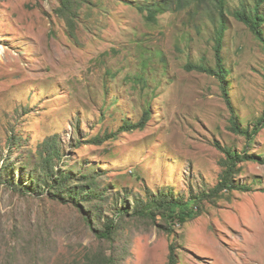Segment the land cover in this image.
I'll return each instance as SVG.
<instances>
[{
    "label": "rangeland",
    "instance_id": "1",
    "mask_svg": "<svg viewBox=\"0 0 264 264\" xmlns=\"http://www.w3.org/2000/svg\"><path fill=\"white\" fill-rule=\"evenodd\" d=\"M153 2L0 0V264H168L171 239L177 264H264V163L241 165L236 183L250 191L205 196L220 180L217 145L263 156L264 128L233 132L221 82L198 68L215 67L220 21L231 106L252 130L264 46L235 13L259 3L264 14V0H225L222 16L193 2L150 18ZM145 111L144 129L119 130ZM47 140L54 168L71 185L94 180L96 199L81 200L80 185L61 200L17 186L45 185ZM174 198L196 216L170 219V237L151 215ZM111 220V238L100 239Z\"/></svg>",
    "mask_w": 264,
    "mask_h": 264
},
{
    "label": "trees",
    "instance_id": "2",
    "mask_svg": "<svg viewBox=\"0 0 264 264\" xmlns=\"http://www.w3.org/2000/svg\"><path fill=\"white\" fill-rule=\"evenodd\" d=\"M224 1L225 0H155V2L152 3L153 7L150 6L152 9H149V15L150 18H155V11L160 12H166V11H175V10H184L187 9L191 3H195L192 7L195 11L200 10V8H204V3H209L213 5V9H209L211 11L217 10L220 15L222 16L224 11ZM183 2V5L180 6V3ZM257 6H259V3L256 5L255 11H237L235 13V17L245 24L249 26V28L252 30V32L261 40L264 46V36H263V30H262V23L264 22V14L259 13L257 10ZM211 11H206L208 14H213ZM195 12H193L194 14ZM220 20V18H219ZM214 22V21H213ZM218 25H220L219 29H216L215 35V41L216 46L214 47L215 50V63H214V69H210L208 67H198L199 70H202V72L215 74V76L218 78V80L221 82L222 86V92L223 96L225 98V101L227 105L231 109V117H230V123H231V130L233 132H236L238 134H242L245 138H250L252 135L259 132L262 128H264V107L262 114L259 119L256 120L255 125L252 130L249 129H241L237 119L235 118V113L231 106V101L229 98V93L227 92V87L225 84L226 80V73L227 71L223 68L221 65L222 63V57L220 54V41L222 40V37L224 36L225 32V26L222 22H218ZM217 25V26H218ZM150 116V111L143 112V116L140 118L139 121L135 123H131L130 121H125V123L120 127V131L122 132H130L135 130H141L144 129L147 125L148 118ZM113 137V136H108ZM101 143V141H98ZM55 142L51 140H47L43 145L47 148L48 147V155H46L45 158H43L40 162L41 168H43L45 172V185H37V186H31L27 189L21 188V185H17L24 193H32V192H38V190H43V192L46 190L53 196L55 199L61 200L64 197V194L66 193V196L70 198H74V188H71V186L77 188V185H80V188L78 189V192L82 193L84 192V198L81 200L84 201H91L92 199H96L93 189L91 187V184H93L94 180H92V183L89 184V187L83 183L80 184H69V176L66 173H60L59 170H56L54 166L52 165V156L56 153V147L54 146ZM217 148L223 153V156L220 160V166H221V173H220V180L219 182L212 188L211 191H208L205 193L206 197H213L216 198L220 194H222L224 191H231V190H239V191H250L251 187L249 185H239L236 183V175L239 174L242 170V164L246 162H261L264 163V155L260 156L257 154H249L246 150L244 151H236L231 148H224L217 145ZM5 173H7L6 170H4ZM42 176V175H41ZM6 177V176H5ZM0 178H3V175L0 174ZM7 183L14 184L11 179L6 178ZM38 182L36 181V184ZM161 207L162 213L157 215L153 214L151 215L152 218L155 219V215L159 216L160 219H163L168 223L169 226H167V233L171 237L173 234V229L170 227V219H177L181 223H185L187 219H192L195 217V213L192 211V206L194 204H191L190 201L184 202L183 200L173 199V201H166L162 204ZM191 205V206H190ZM179 212L176 211V208L179 207ZM145 209L140 210V212H144ZM140 212H137L135 216L137 217H144L145 214L141 215ZM123 212L120 211L119 215H121ZM145 213L150 214V211H145ZM147 217V216H146ZM177 217V218H176ZM153 219V220H154ZM103 230L97 231V236L100 239H109L111 238V234L113 232V221L107 222L103 226ZM178 263V255H177V246L174 240H170V247H169V255H168V264H177ZM107 264H116V261H113L112 259H109V262L107 261Z\"/></svg>",
    "mask_w": 264,
    "mask_h": 264
}]
</instances>
